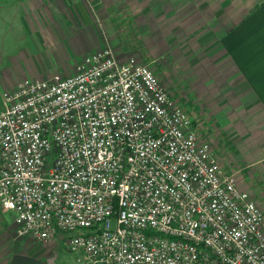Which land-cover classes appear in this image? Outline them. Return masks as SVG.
I'll return each instance as SVG.
<instances>
[{"label":"built area","instance_id":"1","mask_svg":"<svg viewBox=\"0 0 264 264\" xmlns=\"http://www.w3.org/2000/svg\"><path fill=\"white\" fill-rule=\"evenodd\" d=\"M0 205L84 264H264V211L191 114L111 44L2 92Z\"/></svg>","mask_w":264,"mask_h":264},{"label":"crops","instance_id":"2","mask_svg":"<svg viewBox=\"0 0 264 264\" xmlns=\"http://www.w3.org/2000/svg\"><path fill=\"white\" fill-rule=\"evenodd\" d=\"M11 39L1 50L11 88L71 75L106 43L121 60L136 50L264 211V0H0V42ZM13 234L14 213L0 205V235Z\"/></svg>","mask_w":264,"mask_h":264},{"label":"rangeland","instance_id":"3","mask_svg":"<svg viewBox=\"0 0 264 264\" xmlns=\"http://www.w3.org/2000/svg\"><path fill=\"white\" fill-rule=\"evenodd\" d=\"M118 24L120 23H116L115 25H118ZM133 42L135 43V46H136L137 39L133 38ZM17 45H18L17 41L13 39L9 40L8 42H0V64H1L0 66V107L2 105V98H1L2 92H4L5 90L12 89L11 86L15 81L14 78L7 77L5 74V70L3 69V67L6 66V63L5 62L1 63V59H2L1 50L3 49V47L9 48L11 46L15 47ZM112 47L115 48L113 45ZM131 53H128L127 56L128 57L135 56L136 58H138V55L136 54V50H134V52H131ZM122 57L124 56H121V58ZM138 59L141 60L140 58ZM141 61L145 63L144 60H141ZM6 234L9 236V233H6ZM13 236H15L14 239H7V237L0 235V244H1L0 249L2 248V252H5L6 250L4 249V245L6 244L9 245L12 243V241L14 242L12 246L13 249L10 247H8L7 249V251H11V252H8L9 254L7 257L12 256L13 252L17 251V253H15L13 256L20 255V256H25V257H32L35 259L40 258V260L49 259L50 260L49 264H81L79 262L76 263L75 261L77 254L74 252L72 253L68 251V247H67V239L69 236L68 232L60 231L54 237V239L50 241H45V242L33 240L29 237L22 238L21 236H18L17 234H13ZM29 242H31V247H29V249H22V248L16 249L17 244H19L18 245L19 247H24V246H28ZM25 251L27 252L25 253ZM22 252H24V254H22ZM7 259L9 260V258ZM1 264H4V263L1 262Z\"/></svg>","mask_w":264,"mask_h":264},{"label":"water","instance_id":"4","mask_svg":"<svg viewBox=\"0 0 264 264\" xmlns=\"http://www.w3.org/2000/svg\"><path fill=\"white\" fill-rule=\"evenodd\" d=\"M50 260H40L32 257H25L20 255H15L12 257L10 264H49Z\"/></svg>","mask_w":264,"mask_h":264}]
</instances>
